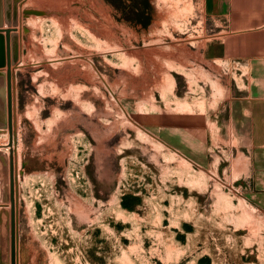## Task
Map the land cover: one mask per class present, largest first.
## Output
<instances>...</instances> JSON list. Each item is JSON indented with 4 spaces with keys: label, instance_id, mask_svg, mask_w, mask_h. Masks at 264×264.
Returning a JSON list of instances; mask_svg holds the SVG:
<instances>
[{
    "label": "rangeland",
    "instance_id": "374dc122",
    "mask_svg": "<svg viewBox=\"0 0 264 264\" xmlns=\"http://www.w3.org/2000/svg\"><path fill=\"white\" fill-rule=\"evenodd\" d=\"M0 28L19 35L12 148L0 129L17 264H264L228 125L214 123L205 168L161 130L169 113L215 122L239 90L238 70L209 61L219 27L199 0H21Z\"/></svg>",
    "mask_w": 264,
    "mask_h": 264
},
{
    "label": "crops",
    "instance_id": "0c3cea01",
    "mask_svg": "<svg viewBox=\"0 0 264 264\" xmlns=\"http://www.w3.org/2000/svg\"><path fill=\"white\" fill-rule=\"evenodd\" d=\"M199 2L203 17L219 27V36L205 47L209 61L238 70L241 77L233 80L239 90L224 104V116L222 112L221 118L219 113L213 114L215 122L199 110L197 118L196 114L174 116L168 112L161 130L169 145L180 148L205 168L211 165L210 133L215 125L227 124L246 158L240 174L245 198L264 212V0ZM178 233L183 234L182 228H177Z\"/></svg>",
    "mask_w": 264,
    "mask_h": 264
},
{
    "label": "water",
    "instance_id": "95a60500",
    "mask_svg": "<svg viewBox=\"0 0 264 264\" xmlns=\"http://www.w3.org/2000/svg\"><path fill=\"white\" fill-rule=\"evenodd\" d=\"M21 0H0V26L6 22L9 26L18 24V5ZM14 29L5 30L6 37L3 36V30L0 28V68L7 66V73L0 71V129L8 127L10 131V144L13 147L14 124H13V89H12V70L13 64L19 60V35L13 32ZM8 93V104L6 100ZM2 95V96H1ZM4 96V97H3ZM0 153L6 154L4 151ZM0 154V166L4 159ZM1 170V169H0ZM8 175L0 172L1 197H0V264H17L16 247V193H15V166L14 153H10V181H7ZM9 203L11 204L9 206ZM10 228V229H9ZM11 245V246H10ZM10 255V263L7 259Z\"/></svg>",
    "mask_w": 264,
    "mask_h": 264
},
{
    "label": "bare ground",
    "instance_id": "6f19581e",
    "mask_svg": "<svg viewBox=\"0 0 264 264\" xmlns=\"http://www.w3.org/2000/svg\"><path fill=\"white\" fill-rule=\"evenodd\" d=\"M4 144H6V143L4 142V139H3V138H2V139L0 138V145L3 146ZM4 146L6 147V145H4ZM4 146H3V147H4ZM6 148H7V147H6Z\"/></svg>",
    "mask_w": 264,
    "mask_h": 264
},
{
    "label": "trees",
    "instance_id": "16d2710c",
    "mask_svg": "<svg viewBox=\"0 0 264 264\" xmlns=\"http://www.w3.org/2000/svg\"><path fill=\"white\" fill-rule=\"evenodd\" d=\"M148 23V21H146V24ZM123 206L127 207L126 204L123 203Z\"/></svg>",
    "mask_w": 264,
    "mask_h": 264
}]
</instances>
